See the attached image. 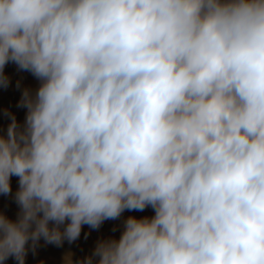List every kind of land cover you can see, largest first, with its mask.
Wrapping results in <instances>:
<instances>
[{"label": "clouds", "instance_id": "1", "mask_svg": "<svg viewBox=\"0 0 264 264\" xmlns=\"http://www.w3.org/2000/svg\"><path fill=\"white\" fill-rule=\"evenodd\" d=\"M9 63L0 264L148 207L78 264H264V0H0Z\"/></svg>", "mask_w": 264, "mask_h": 264}, {"label": "bare ground", "instance_id": "2", "mask_svg": "<svg viewBox=\"0 0 264 264\" xmlns=\"http://www.w3.org/2000/svg\"><path fill=\"white\" fill-rule=\"evenodd\" d=\"M4 72L10 77L11 83L6 89L0 87V130H6L10 123V120L3 115L5 109L12 112L18 122L23 123L26 109L17 107L22 92L25 88H28L34 93L39 86V81L30 72L18 71L17 66L13 63L7 64ZM17 81H20V88L16 87ZM10 184L11 194H0V213H3L11 220H15L19 212V206L14 199L15 193L19 188L18 177L12 176ZM153 215L154 211L151 207L146 208L144 211L125 210L119 219L106 220L97 230L91 229L88 225H83L80 238L71 244L65 241L61 247H57L54 244L46 245L43 238H41L35 253L29 249L25 264H66L65 257L69 253H71L72 264H78L79 261H83L92 254L98 241L107 238L118 239L123 230V221L128 216L141 218ZM114 228L116 229L115 231H113ZM62 229L63 226H61ZM85 233H88L87 239H85ZM3 264H17V262L10 257Z\"/></svg>", "mask_w": 264, "mask_h": 264}]
</instances>
